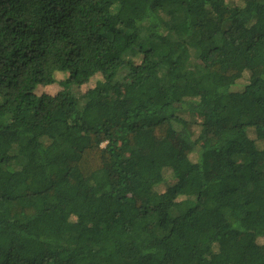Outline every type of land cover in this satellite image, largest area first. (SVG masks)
<instances>
[{
    "label": "trees",
    "instance_id": "1",
    "mask_svg": "<svg viewBox=\"0 0 264 264\" xmlns=\"http://www.w3.org/2000/svg\"><path fill=\"white\" fill-rule=\"evenodd\" d=\"M0 264H264V0H0Z\"/></svg>",
    "mask_w": 264,
    "mask_h": 264
},
{
    "label": "rangeland",
    "instance_id": "2",
    "mask_svg": "<svg viewBox=\"0 0 264 264\" xmlns=\"http://www.w3.org/2000/svg\"><path fill=\"white\" fill-rule=\"evenodd\" d=\"M38 93L39 94H48V95H55L54 94V90H52V89H50V90H43V89H39V91H38ZM59 103V101L57 100V102H53V105H55V104H58Z\"/></svg>",
    "mask_w": 264,
    "mask_h": 264
}]
</instances>
